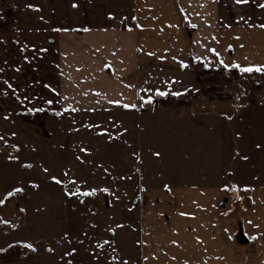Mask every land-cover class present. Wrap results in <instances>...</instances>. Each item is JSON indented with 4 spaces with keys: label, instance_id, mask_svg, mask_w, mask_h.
<instances>
[{
    "label": "rangeland",
    "instance_id": "obj_1",
    "mask_svg": "<svg viewBox=\"0 0 264 264\" xmlns=\"http://www.w3.org/2000/svg\"><path fill=\"white\" fill-rule=\"evenodd\" d=\"M13 2L0 0V264H141L147 190L212 181L203 178L212 172L224 181L242 174L246 153L264 159V144L248 148L242 110L264 107V72L215 60L155 65L141 72L130 112L62 110L51 105V51L14 28ZM30 36L36 43L25 44Z\"/></svg>",
    "mask_w": 264,
    "mask_h": 264
},
{
    "label": "crops",
    "instance_id": "obj_2",
    "mask_svg": "<svg viewBox=\"0 0 264 264\" xmlns=\"http://www.w3.org/2000/svg\"><path fill=\"white\" fill-rule=\"evenodd\" d=\"M13 1L14 28L40 36L39 43L31 36L23 42L51 51V105L62 110L130 112L142 98L141 72L155 65L194 59L264 68V0ZM242 110L250 114L244 128L251 151L264 144V107ZM258 153H246L242 174L229 170L224 181L212 172L203 176L212 181L147 190L141 264H264V159Z\"/></svg>",
    "mask_w": 264,
    "mask_h": 264
},
{
    "label": "snow or ice",
    "instance_id": "obj_3",
    "mask_svg": "<svg viewBox=\"0 0 264 264\" xmlns=\"http://www.w3.org/2000/svg\"><path fill=\"white\" fill-rule=\"evenodd\" d=\"M238 2H244V0H238ZM75 6V5H74ZM262 6H264V5H262ZM183 66V65H182ZM235 66V65H234ZM253 69L252 68H240V71H242V72H250V71H252ZM257 71H262V72H264V68H258V69H256ZM159 95H163L164 93H158ZM124 107H128V105H124ZM82 151H85L84 149H82ZM155 155H159L158 153H154ZM28 167H30V165H28ZM52 179H53V181L55 182V183H57V184H60V183H62L61 182V180L60 179H57L56 177H52ZM33 186H35V185H33ZM165 187L167 188V185H165ZM22 189H20V188H14L12 191H10L9 193H8V196L10 197V196H12V194H13V192H16V193H18V192H20ZM103 191H106V189H104ZM70 195H74V193H69ZM85 195H91V194H95V190H93L92 192H90V193H84ZM5 203V200L4 199H0V205H3ZM26 247H28V248H30V249H32L33 251L35 250L34 248H33V246L31 245V244H28V245H26Z\"/></svg>",
    "mask_w": 264,
    "mask_h": 264
},
{
    "label": "trees",
    "instance_id": "obj_4",
    "mask_svg": "<svg viewBox=\"0 0 264 264\" xmlns=\"http://www.w3.org/2000/svg\"><path fill=\"white\" fill-rule=\"evenodd\" d=\"M190 60H192V59H190ZM230 69H231V68H230ZM232 70H237V69H233V68H232Z\"/></svg>",
    "mask_w": 264,
    "mask_h": 264
}]
</instances>
